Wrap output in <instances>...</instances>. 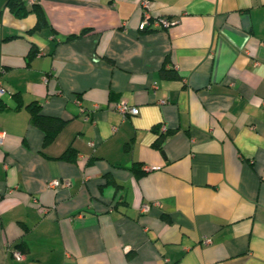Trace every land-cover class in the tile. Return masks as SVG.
I'll return each mask as SVG.
<instances>
[{
	"label": "crops",
	"instance_id": "crops-1",
	"mask_svg": "<svg viewBox=\"0 0 264 264\" xmlns=\"http://www.w3.org/2000/svg\"><path fill=\"white\" fill-rule=\"evenodd\" d=\"M147 1L0 0V264H264V0Z\"/></svg>",
	"mask_w": 264,
	"mask_h": 264
},
{
	"label": "trees",
	"instance_id": "trees-1",
	"mask_svg": "<svg viewBox=\"0 0 264 264\" xmlns=\"http://www.w3.org/2000/svg\"><path fill=\"white\" fill-rule=\"evenodd\" d=\"M8 8L11 12H13L16 16H25L29 12H33L36 17V22L32 29H40L43 26L47 25V19L41 7L37 4V1L27 4L26 0H8ZM86 29H83L79 34L84 32ZM72 37V35L68 36V38ZM161 74L165 77H173L177 78L178 75L164 67L161 68ZM30 111V121L33 125L40 128L44 132L43 144L50 142L58 130L63 125V121L56 117L46 116L41 113L39 104L33 102L28 105ZM159 132V131H158ZM166 135V131L164 133L159 132L158 138L155 140L154 145L156 147H160L163 139ZM70 154V150L66 149L62 154V157L67 158Z\"/></svg>",
	"mask_w": 264,
	"mask_h": 264
},
{
	"label": "built area",
	"instance_id": "built-area-1",
	"mask_svg": "<svg viewBox=\"0 0 264 264\" xmlns=\"http://www.w3.org/2000/svg\"><path fill=\"white\" fill-rule=\"evenodd\" d=\"M37 0H26L27 4H31ZM148 6L147 0H141L140 3V9H141V19L138 23V29L144 30V29H152V28H166L169 25L173 24L174 21L166 16H151L150 13L146 10V7ZM4 93V88L1 85V79H0V96ZM115 109L120 113V115L125 118L127 115H136L138 113V108L135 106L128 105L124 101L118 102L115 105ZM166 126L164 124L159 125L158 131L161 133H164L166 131ZM5 133L0 130V143L4 137ZM92 144V143H91ZM48 187L50 188H56L60 184L68 186L70 182L67 179H64L60 181L59 179H51L47 183ZM149 207V204H143L142 210L145 211ZM210 240L209 238H205L204 242L208 243ZM12 255L16 258H22L23 253L18 250L14 249L12 250Z\"/></svg>",
	"mask_w": 264,
	"mask_h": 264
}]
</instances>
